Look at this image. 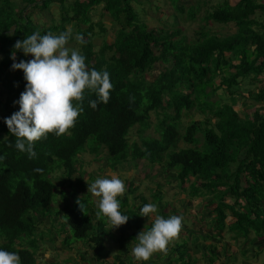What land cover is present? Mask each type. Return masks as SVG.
<instances>
[{
	"label": "trees",
	"instance_id": "16d2710c",
	"mask_svg": "<svg viewBox=\"0 0 264 264\" xmlns=\"http://www.w3.org/2000/svg\"><path fill=\"white\" fill-rule=\"evenodd\" d=\"M164 2L172 12L164 25L160 20L159 26L150 28L145 18L159 11V7L146 10L150 0H0V96L7 105L13 96L20 99L26 88L24 73L12 69V53L16 63L33 59L17 51L15 43L37 31L59 34L68 25L73 32L69 44L86 57L89 69L106 70L113 85L109 102L95 110L89 105L94 95L85 93L84 111L75 126L61 137L49 134L36 142L35 159L16 149L15 137L0 117V250L15 252L21 264H39L41 248H54L57 240L45 238L44 232L53 228L60 213L63 225L70 226V239L85 242L79 243L91 248L95 260L101 258L107 237L123 229H112L97 219L82 201L81 210L74 190L68 193L72 204L61 196L65 202L55 210V204L60 205L56 196L62 192L56 187L59 175L63 189L77 186L84 175L81 154L88 148L98 156L102 146L110 157L119 156L115 163L143 161L149 169L157 166V176L177 181L185 192L183 205L204 209L193 218L196 224H208V233L202 237L211 241L203 256L205 264H236L237 252L243 257L248 251L256 250L255 256L264 253V112L256 107L264 104V0ZM52 4H58L57 21L49 13ZM95 10L98 21L94 22ZM41 13L48 15L42 16V24L34 19ZM104 17L112 20V29L117 27L111 42L105 39ZM169 18H173L170 25ZM189 22L197 24L192 35L181 25ZM217 24L229 25L231 33L219 35L211 29ZM77 34L83 35L84 44L75 39ZM96 37L102 38L101 45L94 43ZM248 100L252 102L247 104ZM239 104L241 111L243 107H254V111L241 117L240 110H235ZM193 109L203 119L183 126L181 118ZM160 111L163 118L157 120ZM151 116L158 122L152 123ZM134 126L139 133L153 127L158 136L128 146L122 137ZM108 166L114 168L111 163ZM37 168L43 171L37 173ZM186 183L187 188L182 187ZM134 191L128 188L118 197L119 210L129 217L125 225L140 233L152 221L140 216L149 203L142 195L139 205L135 198H128ZM151 198L161 196L155 193ZM181 231L188 233L187 224H182ZM226 239L237 251H229ZM188 240L181 247L174 243L152 257V262L142 264H194L187 251L195 243ZM66 241L59 246L60 252L71 249ZM171 250L179 256L173 258ZM79 257L84 261V253ZM56 259L50 253L49 262H44L54 264Z\"/></svg>",
	"mask_w": 264,
	"mask_h": 264
},
{
	"label": "clouds",
	"instance_id": "9594fccd",
	"mask_svg": "<svg viewBox=\"0 0 264 264\" xmlns=\"http://www.w3.org/2000/svg\"><path fill=\"white\" fill-rule=\"evenodd\" d=\"M157 3H159V0H153V6L157 5ZM166 3H164L165 6H167ZM171 12L172 10L170 7L167 12L163 11L161 14L158 11L156 13L152 12V17L155 16V14H160L162 17L164 15V17H166L170 15ZM40 15L41 17H37L36 21H40L42 24V13ZM108 19L110 25L109 27L105 25L108 29L106 34H112L111 39L113 40L117 27L112 29V20L110 18ZM145 23L150 28L154 27L153 25H149L146 21ZM72 38L73 32L71 28L59 34L49 32L48 34L41 35L37 31L28 35L23 41H17L14 45L17 51H22L25 56H32L33 59L27 62L21 60L19 63H16V54L15 52L12 53V59L14 61L12 69L20 70L24 73L26 88L25 91L21 93L20 99L13 96L10 100L17 105L16 110L12 109V103L7 105L5 97L0 96V117L5 118L4 122L8 127L9 133L15 137L16 149L21 153H26L29 159H35L37 156V153L34 151L36 142L47 139L49 134L61 137L75 126L78 117L84 111L82 105L85 99V93L94 95V100H89V105L94 110L97 108L98 104H107L109 102L110 92L113 88L110 81V74L106 70L98 71L94 68L89 69L86 64V57L77 49L69 46V42ZM75 39L80 44L85 43L84 37L81 34H77ZM144 137L147 136H143L139 133V131H137V126H134L129 131V134H126V136L122 138L125 139L128 146H132L136 143L139 144L140 140ZM98 151L100 153L102 151L107 152L106 158L103 161L104 166L109 168L108 165L111 163L114 168H109L111 173L103 174V171H99V167L97 173L89 178L88 181L90 184H82L84 188L77 189V204L81 210L84 208L79 196L81 193H85L88 195L84 199L85 202L93 203L94 201V203L97 204L98 210L95 213L97 219H103L107 224L111 225L112 229H117L122 226L123 229L129 230L131 233H136L137 230L131 228L132 225H125L129 217L121 214L119 210L120 201L118 197L126 194L128 187L119 178V175L115 176L116 173L114 172L117 170L121 171L124 166L132 167L135 163H139L140 161H120L115 163L119 156H115V158L110 157L108 149L103 146L98 149ZM98 156L90 153L89 149L86 148V152L81 154L83 166L89 163L86 162V157H91L93 162L100 163L102 158L99 157V159H97ZM83 166L81 167L82 171H84ZM34 171L41 173L43 170L37 168L34 169ZM84 176L85 171L82 179H84ZM166 177L168 178V176ZM167 184L170 185L171 190H177L178 193L180 192L184 195L185 192L180 191V185L177 181L172 182L171 180L167 182ZM187 186V183L182 185L184 188H187ZM133 193L128 194V198L130 197L129 195ZM133 198L136 199V197H132V199ZM146 201L149 203L142 207L140 216L151 219L152 224L150 228H145L144 231L140 232L135 239L137 243L132 248L131 254L137 262H146L154 253L166 251L169 243L178 237L183 223V217L176 215L177 210L173 204L165 202L164 205L160 207L161 213L158 214V206L160 203L157 204L158 206L155 204L156 202L151 203L154 202L151 198L150 200L146 199ZM231 202L232 201L229 203ZM139 204L140 203H138V205ZM162 214L163 216L166 215L169 217L164 218ZM140 220L141 219H138V221ZM193 222L196 223V220ZM204 225L203 223H197V227H203ZM65 227L69 229V234H62L63 237L61 236V238L70 239L72 237L70 226L67 225ZM194 234H197L198 238L202 240L199 233ZM252 234L254 235V233ZM240 240L242 242V239H239V241ZM239 241L237 242L240 243ZM191 243L193 244L196 242L192 241ZM107 245V242H105L103 250L107 248ZM125 251H128V249L125 248ZM82 254L83 253H80L79 255ZM93 254L94 252L92 251V255ZM79 255L76 259L81 260V264H92L91 260L93 259H88L86 257L87 254L84 253V261ZM94 261L96 264H114L110 263L107 256H104L103 259L98 256V259L93 260V262ZM0 264H21V260L19 255L15 252L0 250ZM76 264L79 263L77 262Z\"/></svg>",
	"mask_w": 264,
	"mask_h": 264
},
{
	"label": "rangeland",
	"instance_id": "374dc122",
	"mask_svg": "<svg viewBox=\"0 0 264 264\" xmlns=\"http://www.w3.org/2000/svg\"><path fill=\"white\" fill-rule=\"evenodd\" d=\"M150 1H151L152 5H150L146 10H150V9L155 10V8H157L159 6L160 11H158V12L161 14V13H163V11L167 12L170 9V6L168 5V3H166L167 6L164 5V3H165L164 0H159V3H157V5H155V7L153 6V0H150ZM216 1L217 0H211V3H215ZM134 7H135V5H134ZM49 10H50L49 13H50V15H52V18L54 20H56L58 17V13H60V11L58 10V4H52L50 6ZM97 10H95V14H93V16H92V19L94 22L98 21V16L96 14ZM203 10H204V8H202V11ZM160 14H155V16H153L151 18H145V21L148 22L149 25H153V26L157 27L160 25V20H161V22H162L161 26H162V24L165 23V20H164L165 17L164 16L162 17V15H160ZM46 15L47 14L44 15V13H42V16H46ZM175 16H179V14L175 13ZM34 18H35V20H37L36 16H34ZM44 18L45 17H43V19ZM173 18H169V20L171 21V23L169 22V25L172 24ZM101 19L104 20L102 22L107 27H109V25H110L109 19L107 17H104ZM178 21L183 22L184 19L178 18ZM181 25H182V28L184 29V31H186L188 35H190V34L192 35L197 24H195L193 22H189V23H182ZM66 28L67 29L71 28V26L68 25V26H66ZM211 29H213V31H215V32H219V35H227L228 33H231V31H232L231 27L229 25H218L217 24V25L212 26ZM111 37H112V34L108 33V34H106L105 39L107 41L111 42L112 41ZM97 38H96L97 40L94 38L93 41L97 45H100L102 43V40H101L102 38L101 37H97ZM69 46L73 47V46H75V44L70 43ZM96 50H98V49H96ZM0 59H1V56H0ZM259 86L260 85L255 86V90ZM222 97L226 98L228 100L226 94L225 95L223 94ZM214 99H217V97L214 96ZM251 102L252 101L248 100L247 104H250ZM256 107L257 108L263 107L262 112H264V104H256ZM235 110H240V116L244 117L246 114L252 113L254 111V107H243V110L241 111V105L239 104V105L235 106ZM162 118H163L162 112L160 111L157 120H162ZM201 119H203L202 114L199 113V111H196L195 109H193V110H191V112L188 115H183L180 122L183 126H185L192 120L197 121V120H201ZM157 120L155 119L154 116H151V122L152 123L158 122ZM141 134L143 136H147V137H154V136L157 137L158 136L157 134H155L153 132V127L144 130ZM183 146H186V145H183ZM106 155H107L106 151H102L99 154L97 159H99V157L102 158L100 163H95V162H93L91 157H86V162H89V163H86L83 166V170L85 171V176H84V179H82L78 183L77 186L72 185V184L66 185V188L63 189V185L62 186L60 185V182L63 183V176H61V174H60L58 179H57L56 187L58 189L62 190V192L59 195L57 194L56 197L57 198H60L61 196L62 197H68L66 202H68L69 204H72L71 196L68 195L69 191L74 190L76 192L78 188H84L82 184H86V183L90 184V182L88 181L89 178H91L93 174L97 173V169L99 167L104 166L103 161L106 158ZM156 171H157V166H155L154 169H149L148 167L145 166V163L143 161H140L139 163H135L132 167L124 166L121 171L117 170L114 173H116L115 176L119 175V178L125 183V185L128 188L132 187L135 189L134 193L132 195H129L130 200L132 199V197H136L135 204L140 203V199H139L140 195H142L144 198L150 200L151 195L155 194L157 192V193H160L161 202L158 199H152L151 198V200L156 201L157 204L160 203V207H162L165 202H168L169 204H173L175 209L177 210L176 215L183 217V223H182L183 225L185 223L193 222L194 221L193 214L195 213V215H197V214L199 215L200 213H202L204 211V209L200 208L198 210H195L194 208L196 206L194 204L183 205L181 202V199L184 198V195L180 192L178 193L177 190H171L170 185L167 184V182H169L171 180H169L166 176H157ZM102 173L106 174V173H111V172L109 170L105 169ZM87 196H88L87 194L81 193L79 198H81V201L84 205H88L87 208H89V211H91L92 213L93 212L96 213V211L98 210L97 204H95L94 201H93V203L92 202H85L84 199ZM91 197H92V195H91ZM96 199H98V198H96ZM58 202L60 205H58V203L55 204L56 205L55 210H57V211L60 209L62 203H64L65 200L60 198L58 200ZM195 202H197V201H195ZM160 207H158V210L161 211ZM167 208H169V207H167ZM170 216H172V215H170ZM62 217H63V215H62V213H60L56 219V222L54 223L53 228L50 229V231L44 232L45 238L46 237L49 238L50 241H55V239L56 240L59 239L62 243H65V239L61 238V236H62V234L68 235L69 229L63 225ZM188 234L189 235H184V233H182V231H181L179 233L178 237L169 243L167 248L169 249L176 242H177V245H179L181 247V244L184 242L183 240L187 241V239H189L188 243H191L192 241L195 242V241L200 240V239H198L197 234H193L191 231ZM253 236L254 235L251 234V237H253ZM225 241H227V244L229 245V251L230 252L237 251V246L235 244L232 245L233 243H231V240L226 239ZM73 242H74L73 239H69L68 241H66V244H72ZM78 242H80V241H78ZM239 242L241 243V240ZM80 243H85V242H80ZM48 250H50V249H44V247L41 248V251L46 253V255H45L46 257H48ZM79 252L87 254L86 257L88 259L91 258V255H92L91 248L80 247ZM171 252H174V251L171 250ZM175 252L178 253V251H175ZM158 253H162V252H158ZM256 253H257L256 250H254V252H252V253L248 251L246 256L243 257L240 252H237L235 254L237 257L236 264H242V262H245V261H247L249 264H264V253H261V254L255 256ZM156 254L157 253H155V256H156ZM64 255H71L72 258H76L79 255V253H76V254L64 253ZM54 256L59 257V254L55 253ZM60 257H63V255H60ZM253 257H255V258H253ZM108 260H111V257H108ZM87 262H89V261H87ZM55 264H75V263L74 262L72 263L68 259H66V260H58ZM92 264H96V263L92 262Z\"/></svg>",
	"mask_w": 264,
	"mask_h": 264
},
{
	"label": "crops",
	"instance_id": "0c3cea01",
	"mask_svg": "<svg viewBox=\"0 0 264 264\" xmlns=\"http://www.w3.org/2000/svg\"><path fill=\"white\" fill-rule=\"evenodd\" d=\"M185 224H187L188 233H190V231L193 234L199 233L201 235V237L206 236L208 233V228H207L208 224L207 225L205 224L203 227L202 226L197 227V224L195 222H192V223L190 222V223H185ZM188 233H186L184 235H187ZM138 234H139L138 232L131 233L127 229H121L120 232L118 231L117 233L113 232L111 237H107V239L105 240V242H107L108 245L106 246L107 248H105L102 255H100V256H102L101 259H103L104 256H107V257H111L110 263H114V264L119 263L120 260L124 263H125V261H127V263H125V264H142L143 261L137 262L131 254L132 248L137 243V241L135 239L138 237ZM67 240H69V239H67ZM195 242L196 243L194 244L193 249H190L187 252H190V258L192 259L194 264H205L204 263L205 261L203 260V256L205 255V252H207V250H208L207 246L210 245L211 241L209 239L203 240V238H202V240L200 239V240L195 241ZM56 243L57 244L54 246V248H51L50 250H48V257L45 256L46 253L44 252L43 256L40 257L39 264H45L44 259L45 260L48 259L47 261L49 262L50 253L52 256H54L55 253L59 254V257L55 256L57 259L52 261V263H54V264L58 260H66V259H68L72 263L74 262L76 264L78 262L79 264H81V262H82L81 260H77L76 258H72L71 255H64V253H71V254L79 253L80 254V252H79L80 247H89L88 245H82L78 241H74L71 244V249L64 250L63 252H60L58 249H59V246L62 245L61 244L62 242L60 240H57ZM125 248H127L128 251H125ZM174 252H170L171 256L173 258L178 257L179 254H177L176 252L174 253ZM60 255H63V257H60ZM154 256H155V254L152 255V257H154ZM152 257L148 260V262H152ZM91 258L93 260H95L96 259L95 254L91 255ZM253 258H255V257H253ZM93 260H91V262H93ZM160 262L162 263V260ZM146 263H147V261H146ZM230 263L232 264L233 262H230ZM172 264H173V261H172ZM243 264H249V263L247 261H245Z\"/></svg>",
	"mask_w": 264,
	"mask_h": 264
}]
</instances>
